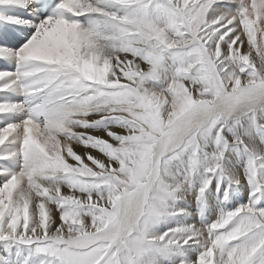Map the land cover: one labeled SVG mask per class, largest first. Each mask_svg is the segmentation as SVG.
I'll use <instances>...</instances> for the list:
<instances>
[{"label":"snow or ice","instance_id":"obj_1","mask_svg":"<svg viewBox=\"0 0 264 264\" xmlns=\"http://www.w3.org/2000/svg\"><path fill=\"white\" fill-rule=\"evenodd\" d=\"M0 62V264H264V0H0Z\"/></svg>","mask_w":264,"mask_h":264},{"label":"bare ground","instance_id":"obj_2","mask_svg":"<svg viewBox=\"0 0 264 264\" xmlns=\"http://www.w3.org/2000/svg\"><path fill=\"white\" fill-rule=\"evenodd\" d=\"M6 65H7V64H6ZM6 68H8L9 70H12L10 65H7ZM4 98H5V94L0 93V99H4ZM13 99H14V98H13ZM0 163H2V162H0Z\"/></svg>","mask_w":264,"mask_h":264},{"label":"rangeland","instance_id":"obj_3","mask_svg":"<svg viewBox=\"0 0 264 264\" xmlns=\"http://www.w3.org/2000/svg\"><path fill=\"white\" fill-rule=\"evenodd\" d=\"M0 254H2V253H0Z\"/></svg>","mask_w":264,"mask_h":264}]
</instances>
